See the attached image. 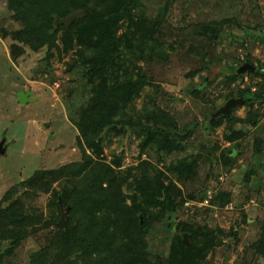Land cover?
I'll return each instance as SVG.
<instances>
[{
	"label": "rangeland",
	"instance_id": "374dc122",
	"mask_svg": "<svg viewBox=\"0 0 264 264\" xmlns=\"http://www.w3.org/2000/svg\"><path fill=\"white\" fill-rule=\"evenodd\" d=\"M6 2L0 0V142L5 140L7 147L0 154V201L37 169L83 161V149L88 147L79 139L77 113L92 95L81 70L70 65L72 51L49 58L45 47L34 51L24 46L25 51L12 58V32L21 24L11 18ZM143 2L149 22L155 24L167 0ZM161 24L154 34L169 51L167 60L143 63L152 84L131 103V114L145 117L153 103L171 112L180 126L194 128L187 139L188 148L159 160L157 152L141 151L142 138L137 131L109 130L98 159L105 158L125 175L130 168L142 173L141 164L146 161L165 169L171 162L201 153L196 174L178 181L184 195L194 194L195 199H188L175 211L169 210L163 220L153 222L146 235L150 260L159 258L167 264L177 225L187 222L238 232L237 237L225 235L230 246H217L203 264H264L263 251L254 245L264 223V99L254 106L260 114L258 124L238 121L234 125L245 133L239 140L226 138L231 133L227 120L218 125L209 123L219 117L213 114L226 104L227 94L233 92L232 98H237L239 89L251 84L258 87L261 78L252 77L248 70L231 84L227 76L231 67L246 63L264 72V0H172ZM218 25L222 35L217 42L200 34L204 26ZM247 55L250 62H244ZM19 91H31L29 97L34 100L20 103ZM249 109L237 106L233 115L245 119ZM87 152L93 155L91 148ZM222 153L229 162L222 160ZM116 158H121V165L114 163ZM251 170L256 173L250 174ZM64 186L66 179L60 178L47 192L20 190L15 197L22 199L28 214L43 213L50 219L53 211L60 215L53 200ZM123 190L130 204L134 193L126 186ZM226 192L231 195L230 201L223 206L219 201L212 204L215 196ZM203 194L206 196L201 199ZM56 228L53 225L29 237L0 264H30L32 254L50 244Z\"/></svg>",
	"mask_w": 264,
	"mask_h": 264
},
{
	"label": "trees",
	"instance_id": "16d2710c",
	"mask_svg": "<svg viewBox=\"0 0 264 264\" xmlns=\"http://www.w3.org/2000/svg\"><path fill=\"white\" fill-rule=\"evenodd\" d=\"M6 1L11 18L21 24L12 32L15 40L11 48L12 58H18L25 51L24 46L34 51L45 47L49 58L55 53L61 56L72 51L70 65L81 70L91 85L92 95L89 103L77 113L79 139L88 147L83 149V161L37 169L2 197L0 262L13 256L26 239L54 225L57 228L50 244L33 253L30 264H164L163 259L150 260L146 235L154 221L163 220L169 210L175 211L188 199H195L194 194L184 195L178 181L196 174L202 154L180 158L165 169L146 161L141 164L142 173L136 174L134 168H130L125 175L105 158H98L103 152L104 135L109 130L124 132L131 128L137 131L142 138L141 151H155L161 155L159 160L188 148L187 139L194 128L180 126L171 112L153 103V109L144 114L145 117L135 118L131 114V103L147 85L152 84L143 63L167 60L169 51L154 33L158 25H162L172 0H167L161 7L155 24L149 22L143 0ZM79 9L86 12L84 17L76 18L71 24L56 26L57 17L63 18ZM220 26H204L200 34L210 42H217L222 35ZM245 61L250 62L249 55ZM247 73L261 78L258 87L251 84L239 89L237 98H243V102L232 108L231 113L209 122L218 125L227 120V129L231 133L226 138L230 141L245 136L243 130L234 128L238 121L251 124L260 121L259 110L254 106L264 99V72L255 66ZM243 75L239 67H231L227 83L231 84ZM233 96L231 92L226 99ZM201 99L205 100L204 97ZM240 105L250 107L245 119L233 115ZM89 148L93 155L87 152ZM221 158L225 163L229 162L225 153ZM114 163L121 165V158L114 159ZM253 173L255 170H251L250 174ZM60 178L66 179V186L63 191H56L53 200L60 215L53 211L52 217L47 219L43 213L28 214L22 199L15 197L20 190L43 189L47 192ZM124 186L134 193L130 204L124 195ZM223 194L215 196L212 204L219 201L223 206L230 201V193ZM205 196L203 194L201 199ZM61 203L70 206L64 228L58 226ZM225 235L237 237L238 232L208 224L182 222L177 225L169 258L165 261L167 264H203L211 250L225 243L230 246ZM255 243L257 250L264 253V223L261 236Z\"/></svg>",
	"mask_w": 264,
	"mask_h": 264
},
{
	"label": "water",
	"instance_id": "95a60500",
	"mask_svg": "<svg viewBox=\"0 0 264 264\" xmlns=\"http://www.w3.org/2000/svg\"><path fill=\"white\" fill-rule=\"evenodd\" d=\"M85 15H86V12L82 9L72 10V12L69 15H67L63 18L57 17L55 20V24H56V26H58L60 23L71 24L76 18L84 17ZM248 69L254 70L255 66L251 65L249 63H246L239 68V72H244L245 70H248ZM30 94H31V91H19L17 93V98H18L20 103L25 104L31 100H34L33 98L29 97ZM242 102H243V98H231L230 100H228L226 102V104L224 106H222L221 108H219L215 112V115L221 116L223 114H229V113H231L233 107H235L236 105H238ZM214 119H215V117H214ZM6 149H7V147L5 146V140H2L0 142V154L5 153ZM61 209H62V215L58 221V226L60 228H64L67 224V221H68V211L70 209V206L65 207L62 204ZM185 238L187 240V234H185Z\"/></svg>",
	"mask_w": 264,
	"mask_h": 264
},
{
	"label": "built area",
	"instance_id": "2783aa9c",
	"mask_svg": "<svg viewBox=\"0 0 264 264\" xmlns=\"http://www.w3.org/2000/svg\"><path fill=\"white\" fill-rule=\"evenodd\" d=\"M254 90H255V88H253ZM206 201H208V200H206Z\"/></svg>",
	"mask_w": 264,
	"mask_h": 264
},
{
	"label": "flooded vegetation",
	"instance_id": "af4514ba",
	"mask_svg": "<svg viewBox=\"0 0 264 264\" xmlns=\"http://www.w3.org/2000/svg\"><path fill=\"white\" fill-rule=\"evenodd\" d=\"M213 115H215V112H214V114Z\"/></svg>",
	"mask_w": 264,
	"mask_h": 264
}]
</instances>
